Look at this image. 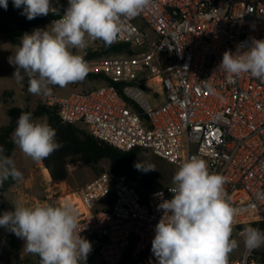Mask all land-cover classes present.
<instances>
[{"label": "built area", "instance_id": "obj_1", "mask_svg": "<svg viewBox=\"0 0 264 264\" xmlns=\"http://www.w3.org/2000/svg\"><path fill=\"white\" fill-rule=\"evenodd\" d=\"M51 6L62 15L68 0ZM253 38L264 39V0H153L116 41L129 53L87 60L89 74L103 75L105 84L47 101L63 123L81 125L120 151L147 150L176 166L197 156L223 175L238 209L232 238L240 248L229 264H264V246L246 249L243 231L264 230V82L241 74L230 83L218 67L226 50ZM138 85L161 100L152 103ZM171 187L143 195L109 170L72 192L78 231L92 244L86 264H122L130 250L141 260ZM105 203L109 208L96 210Z\"/></svg>", "mask_w": 264, "mask_h": 264}, {"label": "clouds", "instance_id": "obj_2", "mask_svg": "<svg viewBox=\"0 0 264 264\" xmlns=\"http://www.w3.org/2000/svg\"><path fill=\"white\" fill-rule=\"evenodd\" d=\"M12 2L16 8L23 7L21 14L28 20L49 13L59 17L47 29L25 33L9 57L15 66L13 78L18 83L27 78L28 92L44 96L52 94L50 86L83 82L90 66L79 50L86 49L89 40L111 46L125 23L153 4V0H68L61 15L51 0ZM0 7L7 10L8 0H0ZM218 67L230 83L241 74L264 82V39L241 42L235 52L226 50ZM55 137L56 130L30 112L21 113L12 133L13 143L36 163L61 147ZM5 152L0 145V187L10 178L15 182L23 179ZM134 167L143 172L156 170L155 165L142 160ZM226 182L197 156L178 166L173 187L168 189L171 199L158 205L163 215L155 226L151 249L158 264H229L230 254L239 246L232 238L238 209L230 202ZM79 224L71 202L16 205L0 215V227L23 239L25 250L38 255L40 264H86L92 244L80 235L83 229L78 231ZM243 231L246 249L264 246V230L248 226Z\"/></svg>", "mask_w": 264, "mask_h": 264}, {"label": "rangeland", "instance_id": "obj_3", "mask_svg": "<svg viewBox=\"0 0 264 264\" xmlns=\"http://www.w3.org/2000/svg\"><path fill=\"white\" fill-rule=\"evenodd\" d=\"M8 2H12V0H8ZM50 24L51 22L34 27L29 33H32L35 29H47ZM146 32L152 41L157 38L156 33L151 28H148ZM19 42L16 43L8 34L0 32V129L11 122V118L7 112L8 107H19L34 111L39 105H47L49 97H68L72 93L88 92L102 86L106 82L104 79H91L87 76L83 82L70 83L66 87L50 86L52 87V94L48 96L31 94L28 92L26 78L20 83L13 78L15 66L9 63V57L15 53ZM73 51L77 50L74 49ZM90 53L96 54L93 57L94 59H102L115 55L107 51L101 40H89L88 47L79 50V54L83 55L84 58ZM138 87L146 92L152 103L157 98L161 100L162 97L150 95L149 89H146L144 86L138 85ZM37 119L48 123L47 117ZM140 158L144 162L155 165L156 170L150 171V174L156 179L157 185L149 191L158 187L173 186L172 178L178 170V166L162 160L147 150L142 151ZM12 159L17 169L22 172L23 179L2 194L1 201L5 206V211L14 210V206L16 205L34 206L38 204L37 201L41 204L45 203L43 199L51 194L57 197L68 192H77L87 183L110 170V162L108 160L101 162L97 166H92L85 165L79 157H73L68 160L67 181L55 183L49 170V175L46 174L45 170L47 168L43 162H34L30 157L25 156L18 147ZM71 187L79 189L72 191ZM47 202L55 205L53 201L49 200ZM107 206L108 203H105L99 206L98 209H103ZM9 237L10 232L0 227V264H38V257H36V254H31L25 250V241L21 238L18 241V254L22 261L21 263L15 261L10 254ZM134 264H158V262L151 251L144 259L135 261Z\"/></svg>", "mask_w": 264, "mask_h": 264}, {"label": "trees", "instance_id": "obj_4", "mask_svg": "<svg viewBox=\"0 0 264 264\" xmlns=\"http://www.w3.org/2000/svg\"><path fill=\"white\" fill-rule=\"evenodd\" d=\"M23 7L16 8L13 2L8 3L7 10L0 7V32L8 34L16 43L25 34L29 33L34 27L51 22V18H44L38 16L32 20H28L25 15H22ZM104 44V43H103ZM105 46V45H104ZM108 52L113 54L129 53V49L124 44L113 43L111 46H105ZM96 54L90 53L85 59L89 60L95 57ZM91 79H104L103 75L88 74ZM28 86V81L26 78ZM121 93H123V85L120 83L115 84ZM7 112L11 118L9 125L0 129V145L6 149L5 154L13 157L16 145L12 140V133L17 126V120L21 113L30 112L34 118L47 117L48 124L56 130V141L61 145L49 157L43 159L47 170L50 171L52 179L55 183H63L68 179V160L73 157L81 158L85 165L97 166L101 162L108 160L110 162V171L121 181L135 187L141 194H146L147 191L153 189L157 185V181L150 171H139L134 167V164L141 160L140 156L142 150L135 149L132 151H120L108 144L100 142L95 139L84 127L81 125L65 124L61 121L58 109L55 106L39 105L34 111L25 110L19 107H8ZM18 182L13 181L11 178L0 187V215L5 211V206L1 201L2 194L11 187L15 186ZM101 206V205H100ZM108 206L103 209L109 208ZM99 207V206H98ZM102 210V209H98ZM10 232V231H9ZM18 241L19 238L10 232L9 244L10 254L12 258L20 262L18 254ZM150 249L141 257L144 259ZM131 250L127 254L122 264H134L135 261L131 258ZM38 260L40 257L38 256Z\"/></svg>", "mask_w": 264, "mask_h": 264}, {"label": "crops", "instance_id": "obj_5", "mask_svg": "<svg viewBox=\"0 0 264 264\" xmlns=\"http://www.w3.org/2000/svg\"><path fill=\"white\" fill-rule=\"evenodd\" d=\"M16 148H17V146H16ZM42 162V161H41ZM56 187V186H55ZM72 191L73 190H78L79 188H70ZM44 200V202L45 203H47V204H49L47 201H53V203L55 204V205H60V204H63V203H65V202H71L72 203V201H74L75 200V198L73 197V195H72V193H70V192H68L67 194H64V195H61V196H57V197H55V195L54 194H51V195H48V197L47 198H45V199H43ZM37 203L38 204H41L39 201H37ZM73 204V203H72ZM96 210H98V207L96 208ZM20 256V255H19ZM36 257H38V255H36ZM26 260H28V259H26ZM20 261H22L21 260V258H20ZM37 263L38 264H40V260H37Z\"/></svg>", "mask_w": 264, "mask_h": 264}, {"label": "bare ground", "instance_id": "obj_6", "mask_svg": "<svg viewBox=\"0 0 264 264\" xmlns=\"http://www.w3.org/2000/svg\"><path fill=\"white\" fill-rule=\"evenodd\" d=\"M45 172H46V174H48L49 175V171L46 169L45 170ZM72 203H73V205H74V202L72 201Z\"/></svg>", "mask_w": 264, "mask_h": 264}]
</instances>
